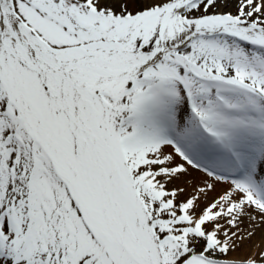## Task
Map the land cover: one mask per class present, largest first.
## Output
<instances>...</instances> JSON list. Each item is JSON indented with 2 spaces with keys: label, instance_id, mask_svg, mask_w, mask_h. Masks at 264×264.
Segmentation results:
<instances>
[{
  "label": "snow or ice",
  "instance_id": "6c2138e0",
  "mask_svg": "<svg viewBox=\"0 0 264 264\" xmlns=\"http://www.w3.org/2000/svg\"><path fill=\"white\" fill-rule=\"evenodd\" d=\"M257 232L264 0H0V264H264Z\"/></svg>",
  "mask_w": 264,
  "mask_h": 264
},
{
  "label": "bare ground",
  "instance_id": "6f19581e",
  "mask_svg": "<svg viewBox=\"0 0 264 264\" xmlns=\"http://www.w3.org/2000/svg\"><path fill=\"white\" fill-rule=\"evenodd\" d=\"M258 248H264V237H262L259 232H257L256 236H254L251 240H245L242 246L238 248L237 251L232 255L243 256L253 251L259 252Z\"/></svg>",
  "mask_w": 264,
  "mask_h": 264
},
{
  "label": "rangeland",
  "instance_id": "374dc122",
  "mask_svg": "<svg viewBox=\"0 0 264 264\" xmlns=\"http://www.w3.org/2000/svg\"><path fill=\"white\" fill-rule=\"evenodd\" d=\"M256 242H257V240H256ZM258 249H259V251L264 250V248H258Z\"/></svg>",
  "mask_w": 264,
  "mask_h": 264
}]
</instances>
